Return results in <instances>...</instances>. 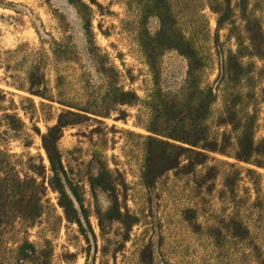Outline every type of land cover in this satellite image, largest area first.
<instances>
[{"label": "rangeland", "instance_id": "obj_1", "mask_svg": "<svg viewBox=\"0 0 264 264\" xmlns=\"http://www.w3.org/2000/svg\"><path fill=\"white\" fill-rule=\"evenodd\" d=\"M82 1L88 6L91 41L87 40L79 12L67 0H0L2 163L8 162L21 174H32L27 168L30 156L36 163L42 159L48 166L41 134L55 123L62 109L93 113L109 101L110 85L132 90L139 97L136 104L116 106L107 117L88 113L83 122L64 128L58 144L67 174L81 188L84 204L90 210V222L98 236L95 264H140L138 252L148 242L153 245L155 264H257L249 242L235 240L223 230L220 236H211L207 228L219 225L224 215L237 210L264 256V167L211 153L206 165L198 166L194 172H165L157 180L155 191L146 194L140 175L143 136L148 134L145 125L150 117L146 101L153 84L137 37L139 11L129 0ZM8 2L29 10L33 16L6 6ZM170 3L181 31L204 59L201 85L215 88L222 60L228 50L236 49L234 38L227 27L217 33V14L210 9L208 0ZM236 3L232 0L234 8ZM249 5L264 31V0H249ZM234 21L242 27L237 12ZM157 26V21L152 20L151 30ZM49 38L73 44L67 59L52 56ZM243 62L253 64L250 80L242 81L240 87L243 92L254 89L255 96L245 101L244 108L257 111L255 139L259 140L264 136V62L255 57H246ZM32 65H37L38 73L44 75L46 95L51 100L28 92L26 75ZM161 68L163 88L177 92L186 76V60L177 52H167ZM217 89L207 120L209 137L219 141L223 132L230 133L232 145L227 151H231L236 133L220 123L222 87ZM6 115H16L22 127L11 129ZM94 156L107 165L113 179L124 181L125 186L117 189L119 199L138 218L127 241H122L118 225H113L105 256L100 251L103 242L94 206L97 201L106 207L108 200L106 193L99 190L94 196L87 182V164ZM261 159L264 161V157ZM207 165L217 167L211 188L199 176ZM228 173L233 175V193L225 190ZM46 175L49 177V170ZM57 197L47 188L46 212L35 226L15 221L3 229L0 259L4 264H16L14 249L24 239L37 247L44 239L51 240V264H87L86 243L77 226L64 219ZM57 215L62 216L60 224L55 221Z\"/></svg>", "mask_w": 264, "mask_h": 264}, {"label": "trees", "instance_id": "obj_2", "mask_svg": "<svg viewBox=\"0 0 264 264\" xmlns=\"http://www.w3.org/2000/svg\"><path fill=\"white\" fill-rule=\"evenodd\" d=\"M67 1L79 12L87 40L91 41L90 19L86 13L88 6L82 0ZM129 1L134 3L139 11L137 37L153 84L146 101L150 117L145 125L148 134L143 136L144 158L140 175L146 194L151 195L155 191L157 180L165 172H194L198 166L206 165L211 153L264 167V161L261 159L264 157V136L259 140L255 139L257 111L244 108L245 101L255 96L254 89L243 92L240 87L242 81L250 80L249 74L253 67L252 63H244L243 59L255 57L264 62V31L259 17L250 9L249 0H237L236 9L232 6V0H208L210 9L217 14V33L227 27L229 35L236 42V49L228 50L221 62L218 86L215 88L201 85L200 74L204 68V59L194 43L181 31L170 0ZM5 4L16 11H25L30 17L33 16L29 10H23L14 3ZM235 12L242 21L241 28L234 21ZM152 20H156L158 24L155 31L150 28ZM49 47L56 60L67 59L74 49L73 44H66L54 38H49ZM172 51L182 56L187 65L184 82L177 92L166 90L162 85V58L165 53ZM38 68L37 65H32L27 71V90L31 94L51 100V97L46 95L44 75L38 73ZM219 86L222 87L223 101L219 115L220 123L229 125L230 130L236 133L231 151H227L232 145L230 133L223 132L219 141L209 137L207 120ZM107 91L109 101L105 106H101V109L93 113L83 109H62L55 123L41 134V144L48 166L42 159L36 163L30 156L27 168L32 174H21L14 166L8 162L2 163L0 159V235L6 226L15 221H20L26 227L35 226L45 215L47 188H50L58 194L57 202L63 211L64 219L77 226L86 243V263L95 264V254L99 250L98 236L90 222V210L84 204L81 188L67 174L58 144L64 128L83 122L88 118V113L107 117L116 106L133 105L139 101L134 91L124 90L113 84ZM6 118L13 130H19L23 125L16 115H6ZM3 154L0 150V156ZM87 168V182L94 191V196L95 190H99L106 193L108 200L106 207L97 201L94 206L99 236L103 242L100 251L101 255L105 256L109 252V234L113 225H118L122 241H127L138 218L129 213L119 199L117 189L120 185L125 186L124 181L117 182L113 179L111 170L96 156L89 160ZM47 170L50 172L49 177L46 175ZM216 174L217 167L207 165L199 176L203 180L202 183L208 182L211 188ZM224 182L227 188L225 190L233 193V175L226 174ZM55 221L60 224L62 216L57 215ZM218 224L207 228L209 235L218 237L223 230L235 240L249 242L257 264H264V256L251 238L250 230L237 210L224 215ZM53 251L49 239H44L41 247L24 239L14 249V260L16 264H51ZM70 256L73 257L74 254ZM138 259L140 264H155L153 245L150 242L140 248ZM0 264H4L2 259Z\"/></svg>", "mask_w": 264, "mask_h": 264}]
</instances>
